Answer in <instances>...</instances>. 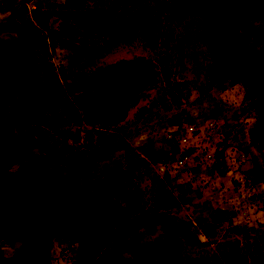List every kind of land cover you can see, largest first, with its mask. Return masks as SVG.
Masks as SVG:
<instances>
[{
  "label": "rangeland",
  "instance_id": "obj_1",
  "mask_svg": "<svg viewBox=\"0 0 264 264\" xmlns=\"http://www.w3.org/2000/svg\"><path fill=\"white\" fill-rule=\"evenodd\" d=\"M109 2L0 0V23L13 15L16 24H28V37L45 35L13 70L0 69V93L7 96V101H0V118L18 119L23 92L30 89V105L38 116L31 128L52 140L55 130L65 126L55 104L65 93V83L84 80L98 66L135 57L147 60L157 73L152 84L118 122L78 126L74 167L58 165L54 174L62 178L64 188L100 200L98 206L106 213L94 216L99 222L109 221L112 212L127 219L138 210L161 211L187 226L199 242L190 245L177 237L170 244L149 246L143 253L150 264H180L193 258H201L199 264H264V117L257 118L240 84L207 81L203 70L208 59L198 35L190 34L183 42L189 30L186 19H161L150 33L127 36L130 29L116 16L107 21L97 12ZM58 27L57 33L47 31ZM13 36L0 28V41ZM247 36L248 42L254 41ZM91 45L97 49L95 56ZM258 46L254 43L253 49ZM208 122L214 123L217 134L207 130ZM190 123L207 130L206 137L215 142L213 157L201 165L191 150L188 164L164 177L159 165L172 164L177 156L176 145L167 143L164 133ZM4 171L0 166L1 220L2 207L16 192L3 180ZM250 192L253 207L238 210L241 195ZM163 234L155 221L125 234V239L144 243ZM48 244L49 264H81L78 245L70 238L49 237ZM20 247V242L0 236V264H16ZM102 250L116 255L120 264H136L142 258L115 247ZM236 256L244 259L234 261Z\"/></svg>",
  "mask_w": 264,
  "mask_h": 264
},
{
  "label": "trees",
  "instance_id": "obj_2",
  "mask_svg": "<svg viewBox=\"0 0 264 264\" xmlns=\"http://www.w3.org/2000/svg\"><path fill=\"white\" fill-rule=\"evenodd\" d=\"M107 5L97 8L100 17L113 21L116 16L119 24L130 29L127 36L150 33L161 19H186L189 30L183 42L190 34L198 35L208 59L203 70L207 81L228 79L229 83L240 84L249 107L259 120L263 119L264 0H110ZM0 28L14 33L7 41H0V69L6 72L35 50L45 36L38 33L28 37V24L21 20L16 24L13 15L0 23ZM60 29L47 31L54 34ZM248 34L254 39L251 43ZM256 42L259 46L253 49ZM89 50L92 56L98 53L92 45ZM156 75L147 60L135 57L95 67L84 80L65 83V93L55 102L65 126L55 130L57 135L52 140L31 128L38 116H34L30 105V89L21 94L18 119L0 118V166L5 168L2 178L16 189L13 198L2 207L1 213L5 215L0 219V236L21 243L16 264H49L48 239L53 236L76 242L81 264H120L115 262L116 255L102 250L107 246L139 255L142 258L136 264H150L143 253L149 246L170 244L177 237L190 245L199 244L190 236L187 226L172 222L161 211L138 210L127 219L112 212L109 221L99 222L94 216L106 213L98 206L100 200L64 188L62 178L54 174L58 165L68 170L74 167L73 146L79 140L78 126L118 122ZM2 100L7 101L4 93H0ZM13 165L16 168L9 170ZM155 221L164 230L161 238L144 243L125 239V234H135L136 229ZM243 259L236 256L234 261ZM200 262L201 258H193L180 264Z\"/></svg>",
  "mask_w": 264,
  "mask_h": 264
},
{
  "label": "built area",
  "instance_id": "obj_3",
  "mask_svg": "<svg viewBox=\"0 0 264 264\" xmlns=\"http://www.w3.org/2000/svg\"><path fill=\"white\" fill-rule=\"evenodd\" d=\"M205 127H207L209 132L215 130L214 123L208 122ZM204 129V127L190 123L186 126H176L171 131L167 130L164 133V139L167 143H174L176 145L175 151L177 156L172 164L168 161H163L158 167L160 173L175 174L178 169L188 164V152L191 150L197 156V163L203 165L205 162L210 161L213 157L210 149L214 147L215 142L206 137L208 133ZM214 133L217 134L215 131ZM239 203L240 207L237 208L238 210L253 207V192L241 195Z\"/></svg>",
  "mask_w": 264,
  "mask_h": 264
}]
</instances>
